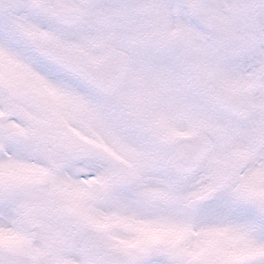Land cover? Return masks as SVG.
I'll use <instances>...</instances> for the list:
<instances>
[{"label":"snow or ice","instance_id":"obj_1","mask_svg":"<svg viewBox=\"0 0 264 264\" xmlns=\"http://www.w3.org/2000/svg\"><path fill=\"white\" fill-rule=\"evenodd\" d=\"M0 264H264V0H0Z\"/></svg>","mask_w":264,"mask_h":264}]
</instances>
